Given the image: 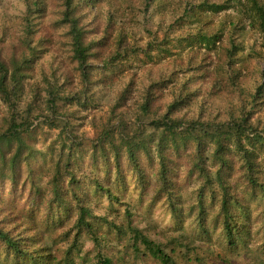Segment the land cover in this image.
<instances>
[{
    "label": "rangeland",
    "instance_id": "obj_1",
    "mask_svg": "<svg viewBox=\"0 0 264 264\" xmlns=\"http://www.w3.org/2000/svg\"><path fill=\"white\" fill-rule=\"evenodd\" d=\"M44 1L43 11L32 14L27 0H0V50L3 59L25 53L31 60L26 69L24 88L18 97L12 98L14 106L0 93V131L7 128L14 114L18 121H32L38 127L33 135L25 134L26 140L34 149L45 154L36 158L33 171L28 169L26 162L22 163V178L15 189L18 192L16 206L12 205L17 210L15 212H20V208L24 211L35 209V220L41 225L42 221L52 222L54 225L49 224L48 229L43 225L41 228L56 257H62L75 235L73 226L78 211L74 201V207L68 212H57L55 209V215H52L55 193L51 179L56 169L53 163L60 159L59 155H55L59 153L62 142L70 145L72 140L77 150L74 154L78 162L74 166L75 175L83 185L82 199L89 202L96 215V233L100 241L96 246L94 239L84 234L80 250L72 252L75 264H95L103 255L111 257L113 264H160L142 252L135 254L129 246V234L126 235L128 238H117L107 219L102 220L106 216L109 221L114 219L117 223L128 225L126 203L132 208V225L139 226L168 250L175 247L177 251L181 249L185 252L182 256H190H179V264H261L259 259L264 257V222L260 201L250 203L251 233L247 243L250 250L240 247L232 252L228 248L222 227L213 224L214 215L220 210L218 200H206L205 206L210 210L207 225L211 227L212 237L208 241L202 239L198 234L196 206L202 181L189 173L188 165L179 169L183 183L179 190L181 198L176 201L183 208L179 217L174 214L165 195H152L157 184V164L145 166L150 183L141 195L138 175L128 163L127 140L119 126L121 119L126 120L130 128L128 132L132 134L138 125L143 127L151 119L159 118L167 110L180 83L197 71L198 68L194 70L193 66L202 65V75L191 83V90L197 91L198 96L189 105L180 108L175 116L227 122L233 115L251 113V123L264 131V100L253 102V93L262 82L264 73L262 35L258 27H253L245 15L238 12V0H232V8L208 14L204 19L207 26L198 22L194 10V6L203 0H100L84 6L80 15L90 29L87 40L95 41L98 48L97 57L91 59L95 67L93 83L87 91L79 62L74 58L70 27L61 23L64 0ZM200 31L207 35L217 32L220 41L208 49L197 41L188 45V39ZM232 42L237 45V50L229 56L226 49L231 47ZM113 55L119 57V64L107 70L103 67L104 60ZM223 57L226 70L219 72L218 66ZM236 74V87L230 86ZM158 79H172V82L167 89L155 92L157 100L152 110L143 113L141 104L148 88ZM127 88L128 95L121 99V93ZM51 92L55 93V102L50 101ZM71 96L77 99L83 96L88 103L83 106L76 99H66ZM49 118L55 119V126L50 125L51 121L46 122ZM66 123H69L67 127ZM105 134L121 147L125 162L122 170L128 184L121 193L126 199L124 204L112 205L108 196L101 192L103 190H99L96 181L117 188L113 184L116 168L112 166L108 171L102 162L95 166L90 157L94 142ZM51 148L55 149L54 156ZM36 165L43 168L38 171L39 166ZM235 174L231 177L232 181L239 184L241 172ZM68 179V176H63V184ZM240 188L242 186L238 189L242 195L245 191H252ZM2 189L3 185H0V194ZM62 191H65L64 188ZM8 192L6 198L10 195ZM69 230L70 238L61 240ZM181 234H185V241ZM179 240L183 244L180 245ZM196 255L200 257L199 261L195 259ZM122 257L124 259L120 260ZM4 259L1 255L0 264H5Z\"/></svg>",
    "mask_w": 264,
    "mask_h": 264
},
{
    "label": "trees",
    "instance_id": "obj_2",
    "mask_svg": "<svg viewBox=\"0 0 264 264\" xmlns=\"http://www.w3.org/2000/svg\"><path fill=\"white\" fill-rule=\"evenodd\" d=\"M100 0H64L63 15L61 23L68 24L69 34L73 45L74 58L79 62L82 70L83 82L86 91L89 85L93 83L92 73L94 65L91 59L97 57L98 48L95 41H89L88 33L90 29L82 22L83 16L80 11L84 6L96 4ZM151 1V0H148ZM28 10L32 14L41 13L44 9V0H27ZM238 12L245 15L253 27H258L261 31V47L264 50V0H238ZM232 0H223L222 2H210L203 0L195 5V13L199 23L206 25L204 21L210 14L220 13L232 8ZM189 10L185 9L187 12ZM30 21V19L28 18ZM31 22V21H30ZM31 23H28V25ZM207 26V25H206ZM2 37H0V42ZM197 41L203 44L207 49L216 45L220 41V35L214 32L213 35H207L201 31L194 37L188 39V45ZM237 50V45L232 42L231 47H227L226 54L231 56ZM118 56L113 55L104 60L103 67L112 70L113 65L118 63ZM224 57L218 66V71L226 70L224 66ZM31 60L21 55H11L10 58H4L0 50V93L1 96L10 105L13 97H18L24 88L26 69ZM119 64V63H118ZM193 66V65H192ZM197 71L194 75L187 77L180 83L177 93L172 101L168 104L167 110L159 118H153L143 127L138 125L130 134L129 123L126 120H120L119 126L126 137V151L128 163L132 170L137 173V179L141 185V195L149 187V178L145 166L157 164V184L152 195L159 197L165 195L169 204L173 208L176 216L183 214L182 205L176 202L180 200V188L183 187L179 169L183 165H188L189 173L195 175L202 181L198 194V214L197 224L199 235L202 239L209 240L212 237L211 227H208V215L210 210L205 206L206 200L211 202L219 201L220 210L214 215V225L222 227L223 238L228 248L234 252L240 247L250 248L247 246L251 233V207L250 203L254 200L262 204V214L264 222V131L251 123V113L249 115L232 116L229 121H208L203 118L185 119L175 116V113L185 105H189L197 96L198 92L191 90V83L202 75V65H194ZM233 70V68H231ZM240 73V71H238ZM237 73V74H238ZM237 74L232 80L230 86L236 87ZM263 80L257 86L253 93V102L264 100V73ZM104 80V79H101ZM171 80H154L149 86L144 102L141 104V112L149 113L152 110L153 103L157 100L155 92L158 89L165 90ZM51 102H55L56 96L51 92ZM128 95V88L121 93L124 99ZM68 100L76 99L80 104L87 105V100L83 96L66 97ZM54 106L53 103H51ZM253 105V104H252ZM14 114L9 120L7 128L0 131V185H3V192L0 194V257L4 256L5 264H75L72 252L80 250L82 236L90 235L95 241L96 246L100 244L96 233V215L89 205L82 199V183L75 175V167L78 162L74 154L75 142H62L61 149L55 155V149L51 148L53 156H58L54 162L55 174L51 182L54 185L53 210L57 212H68L74 207L76 202L78 216L73 226L75 235L71 239V245L65 251L61 258L56 257L53 247L49 244L48 239L44 237L42 225L49 228L54 225L52 222L42 221V225L35 220V209L15 212L12 205L16 206L15 190L22 178V163L26 162L30 171L35 169L34 163L36 158L45 154L31 145L26 140V136L33 135L38 125H35L28 119H21ZM45 120V119H44ZM51 121V126H55L54 118H49L46 122ZM43 123V121H42ZM69 123H66L67 127ZM151 131V134H147ZM25 134H28L25 136ZM109 145H106V143ZM94 149L91 154V161L96 166L102 162L108 171L111 167L116 168V177L114 179V188L110 185H104L99 180V190L102 189L112 205L126 203L122 197L128 186L126 183V174L123 173V155L121 147L110 141L107 134L103 135L94 142ZM66 149H68L66 151ZM74 149V150H73ZM113 156V157H111ZM38 171L43 168L36 165ZM240 183H233L232 178L240 173ZM63 176H68L67 183L63 184ZM32 178V177H31ZM236 178V177H235ZM11 185V186H9ZM71 186V187H70ZM242 186L243 191L247 188L252 190L250 193L245 191L242 195L238 190ZM70 187V188H69ZM62 188V189H61ZM64 188L65 191H62ZM10 191V193L8 192ZM220 190V192H219ZM6 192L10 195L6 198ZM39 192L36 191V194ZM248 195H247V194ZM250 197L251 200L249 199ZM33 200V199H32ZM125 214L128 225L117 223L114 219L109 221L105 216L102 220L107 219L110 223L117 238L126 237L129 234L130 248L135 254L142 252L144 255L151 256L160 264H179L178 258L185 254L181 249L177 251L175 247L168 250L163 244L154 241L145 234L144 230L137 225L131 224L132 208L126 203ZM53 217V216H51ZM50 217V218H51ZM264 238V223H263ZM70 231L64 233L61 240L70 238ZM186 240L185 234H181ZM178 238V237H177ZM179 240L180 245L183 241ZM99 243V244H98ZM264 244V243H263ZM264 249V245H263ZM190 258V256H182ZM122 257L120 260H123ZM196 260L200 257L196 255ZM260 260L264 264V257ZM95 264H113V259L109 256H101L99 262Z\"/></svg>",
    "mask_w": 264,
    "mask_h": 264
}]
</instances>
